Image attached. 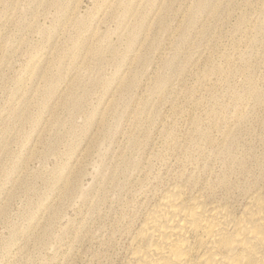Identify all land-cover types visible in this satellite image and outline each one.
Listing matches in <instances>:
<instances>
[{"label": "rangeland", "instance_id": "obj_1", "mask_svg": "<svg viewBox=\"0 0 264 264\" xmlns=\"http://www.w3.org/2000/svg\"><path fill=\"white\" fill-rule=\"evenodd\" d=\"M252 90L264 0H0V264H101L104 185L223 175Z\"/></svg>", "mask_w": 264, "mask_h": 264}, {"label": "bare ground", "instance_id": "obj_2", "mask_svg": "<svg viewBox=\"0 0 264 264\" xmlns=\"http://www.w3.org/2000/svg\"><path fill=\"white\" fill-rule=\"evenodd\" d=\"M249 98L264 104L256 90ZM259 141L230 155L213 180L181 174L153 184L126 173L107 182L104 194L117 187L118 198L100 263L264 264V136Z\"/></svg>", "mask_w": 264, "mask_h": 264}]
</instances>
